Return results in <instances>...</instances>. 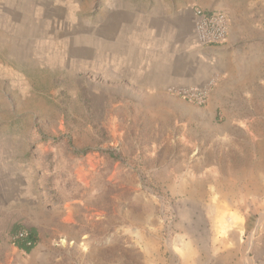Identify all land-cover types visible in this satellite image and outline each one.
Segmentation results:
<instances>
[{
	"label": "rangeland",
	"instance_id": "obj_1",
	"mask_svg": "<svg viewBox=\"0 0 264 264\" xmlns=\"http://www.w3.org/2000/svg\"><path fill=\"white\" fill-rule=\"evenodd\" d=\"M190 1L0 0V264H264V0H196L237 19L253 99L254 144L216 173L166 167L174 115L207 100L128 98L119 81L139 48L117 16ZM18 229L38 234L29 252Z\"/></svg>",
	"mask_w": 264,
	"mask_h": 264
},
{
	"label": "crops",
	"instance_id": "obj_2",
	"mask_svg": "<svg viewBox=\"0 0 264 264\" xmlns=\"http://www.w3.org/2000/svg\"><path fill=\"white\" fill-rule=\"evenodd\" d=\"M197 6L200 5L196 0L176 10L153 7L151 4L145 7L140 5L128 8L125 16H117L119 26L132 25L135 31L133 45L139 48L136 69L124 74L121 72L119 76V81L124 82V94L128 98L136 99L139 95L148 94L157 100L165 96L177 105L189 107L190 104L169 94L168 89L171 86L202 85L210 78L217 80L207 104L203 107L192 106L197 112L195 118L191 117L190 112L182 114L181 118L174 115L173 135L167 139L173 147L166 163L167 169L173 174L184 173L188 169H205L206 173H216L221 164L215 160L229 157L232 150H245V147L240 146L245 143L243 137L254 144L251 126L255 120L239 112L245 110L244 107L250 109L253 99L251 91L243 87L246 50L235 45L238 40L237 19L227 12L230 25L225 44L202 47L196 43L193 32V11ZM253 27L256 29L259 26L255 24ZM207 51L216 54L214 63L204 61L203 53ZM258 83H261L264 95V75ZM234 86H240L241 89L238 87L235 91ZM165 108L169 109L168 106ZM228 110L233 113H228ZM217 112L223 116L219 120L215 119ZM263 140L262 136L257 142ZM251 149H254L252 145ZM261 154L263 157L262 151Z\"/></svg>",
	"mask_w": 264,
	"mask_h": 264
},
{
	"label": "built area",
	"instance_id": "obj_3",
	"mask_svg": "<svg viewBox=\"0 0 264 264\" xmlns=\"http://www.w3.org/2000/svg\"><path fill=\"white\" fill-rule=\"evenodd\" d=\"M193 15L194 38L199 46H220L227 42L230 17L225 10L197 6ZM211 83L212 81L196 86H171L168 91L190 102L203 105L209 96ZM24 234V231H20L15 237H22Z\"/></svg>",
	"mask_w": 264,
	"mask_h": 264
},
{
	"label": "trees",
	"instance_id": "obj_4",
	"mask_svg": "<svg viewBox=\"0 0 264 264\" xmlns=\"http://www.w3.org/2000/svg\"><path fill=\"white\" fill-rule=\"evenodd\" d=\"M24 231L25 234L22 237H15L18 232ZM39 241L37 232L34 229H18L13 233V244L25 252H29Z\"/></svg>",
	"mask_w": 264,
	"mask_h": 264
}]
</instances>
